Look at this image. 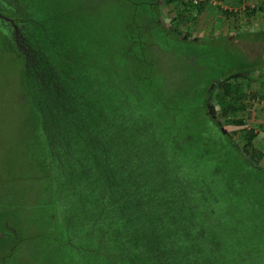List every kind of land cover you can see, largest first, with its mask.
<instances>
[{"label":"trees","instance_id":"trees-1","mask_svg":"<svg viewBox=\"0 0 264 264\" xmlns=\"http://www.w3.org/2000/svg\"><path fill=\"white\" fill-rule=\"evenodd\" d=\"M163 2L172 16L161 14ZM1 5L30 49L25 57L14 46L36 125L40 196L30 235L17 207L0 217V264L28 237L41 239L42 264H264L263 153L246 125L248 102L264 105V71L262 89L251 91L248 60L222 74L206 68L215 51L184 28L203 2ZM95 11L118 16L96 26ZM236 127L237 139L228 132Z\"/></svg>","mask_w":264,"mask_h":264},{"label":"rangeland","instance_id":"rangeland-1","mask_svg":"<svg viewBox=\"0 0 264 264\" xmlns=\"http://www.w3.org/2000/svg\"><path fill=\"white\" fill-rule=\"evenodd\" d=\"M73 1L89 3L91 0ZM97 3L99 4L100 1ZM211 3L215 4L213 0ZM160 10L164 17L173 15L172 4L160 3ZM0 12L6 16H14L2 5ZM194 12L192 10L191 14L194 15ZM95 13L96 11L93 13L92 20L96 26H101L100 22L104 21L106 24L103 25L110 24L109 26L112 27L116 20L115 17L118 16L109 13L107 16L105 15V18H101L102 14L95 15ZM37 20L36 18L34 22H27L24 28L36 24ZM243 24L240 23L238 26L237 30L240 33L237 31L233 34L228 31L221 32L220 27L216 30L217 33L214 32L215 29H209L207 30L209 35L201 38L202 41L198 43V46L205 50L215 51L212 55L213 58H208L207 62L205 61V66L208 69L211 66L215 67L218 69L215 72H219V74L234 71L236 68L230 66L231 63L238 61L242 63L248 60L253 68L248 74L251 81L248 82L247 89L260 91L262 88L258 80L260 73L264 71V28L262 25L252 26L251 21L248 22L251 29ZM184 28L189 31L190 35L198 33V27L194 24H189ZM2 31L3 29H0V217L9 218L10 211L15 210L12 208L17 207V211L20 213L16 216L21 219V232L26 236L33 233L36 230L33 225L38 224L34 218L28 220V212L33 205H36L35 201L39 200L37 198L40 196L38 189L40 181L33 177L34 171L31 165L32 155L36 153V157L39 147L33 140L35 139L34 128L36 125L33 123L29 95L23 84V59L14 48L16 45L13 42V37L9 36L12 39L10 41L5 32L1 33ZM187 50L191 57L196 53L191 46ZM157 57L160 58L159 53H157ZM247 105L246 125L255 131L253 142L263 153L260 164L264 166V126L262 125L264 123V105L255 100H250ZM241 129V127H236L229 129L228 132L231 137L237 139ZM12 221L10 218L9 223ZM36 240L41 239L25 238L20 251L10 256L12 259L4 254V264H14L15 262L18 264H42L40 255L43 253ZM3 250L0 255L7 251L6 247Z\"/></svg>","mask_w":264,"mask_h":264},{"label":"crops","instance_id":"crops-1","mask_svg":"<svg viewBox=\"0 0 264 264\" xmlns=\"http://www.w3.org/2000/svg\"><path fill=\"white\" fill-rule=\"evenodd\" d=\"M197 1L203 2L204 7L203 11L196 14L190 22L198 27V33L190 36L199 41L209 35L207 32L209 29H215V33L219 27L221 32L228 31L231 34L235 31L238 32L239 24H243L244 21L243 25L247 28H250L249 21H251L252 26L262 25L264 28V9L261 8V3H264V0H213L215 4L211 3V0ZM247 8H251L252 11Z\"/></svg>","mask_w":264,"mask_h":264},{"label":"flooded vegetation","instance_id":"flooded-vegetation-1","mask_svg":"<svg viewBox=\"0 0 264 264\" xmlns=\"http://www.w3.org/2000/svg\"><path fill=\"white\" fill-rule=\"evenodd\" d=\"M2 21L6 24L3 26V28H5L8 33H11V36L13 37V42L16 47L20 49V51L24 54L25 57H27L28 51L30 49L24 39V33L21 28V25L16 21L14 17L3 15V13L0 12V24Z\"/></svg>","mask_w":264,"mask_h":264},{"label":"built area","instance_id":"built-area-1","mask_svg":"<svg viewBox=\"0 0 264 264\" xmlns=\"http://www.w3.org/2000/svg\"><path fill=\"white\" fill-rule=\"evenodd\" d=\"M193 2H197V0H192ZM263 6H264V4H263Z\"/></svg>","mask_w":264,"mask_h":264},{"label":"water","instance_id":"water-1","mask_svg":"<svg viewBox=\"0 0 264 264\" xmlns=\"http://www.w3.org/2000/svg\"><path fill=\"white\" fill-rule=\"evenodd\" d=\"M10 22H11V20H10Z\"/></svg>","mask_w":264,"mask_h":264}]
</instances>
